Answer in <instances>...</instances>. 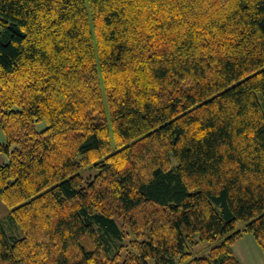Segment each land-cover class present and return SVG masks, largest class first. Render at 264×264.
<instances>
[{"label":"trees","instance_id":"16d2710c","mask_svg":"<svg viewBox=\"0 0 264 264\" xmlns=\"http://www.w3.org/2000/svg\"><path fill=\"white\" fill-rule=\"evenodd\" d=\"M260 96L264 0H0V264L264 252Z\"/></svg>","mask_w":264,"mask_h":264},{"label":"rangeland","instance_id":"374dc122","mask_svg":"<svg viewBox=\"0 0 264 264\" xmlns=\"http://www.w3.org/2000/svg\"><path fill=\"white\" fill-rule=\"evenodd\" d=\"M260 97L261 105L264 109V97ZM37 127L39 130H42L46 127V123L42 122L38 124ZM113 149H115L114 144ZM7 162L8 158L5 155L0 154V166L6 164ZM96 173V170L90 168L85 170L84 176L87 178L89 176L95 175ZM9 215V208L5 206V204L0 199V221L4 224L8 234L13 235L18 233V235L21 236L22 232H20L17 226L10 222ZM237 226L239 230H243L246 227V222L239 221ZM132 237L133 236H131V238ZM210 249L211 245L209 243H201L198 246L192 248L191 252L194 256H204L209 252ZM233 249L235 256L239 259L241 264H264V252L251 233H244L241 239L235 243Z\"/></svg>","mask_w":264,"mask_h":264}]
</instances>
